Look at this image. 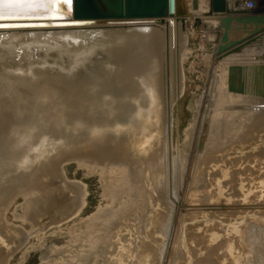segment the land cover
I'll return each mask as SVG.
<instances>
[{"label":"bare ground","instance_id":"1","mask_svg":"<svg viewBox=\"0 0 264 264\" xmlns=\"http://www.w3.org/2000/svg\"><path fill=\"white\" fill-rule=\"evenodd\" d=\"M165 1L90 0L92 5L90 4L89 7L95 8L100 15L72 18L80 23L0 29V33L11 32L7 34L8 37L3 35L4 39L0 38V264H7L9 253L20 247L27 237L26 231L21 227L10 225L6 217V211L18 194L24 195L26 204V210L24 209L26 216L22 219L30 222L35 228V234L39 236L50 224L66 221L67 218H61L66 211L70 210L71 214H66L73 218L82 211L86 188L79 182L69 180L65 175L62 166L68 158L69 160L72 158L80 166H85L88 171L99 170L108 203L100 206L95 213L85 219L74 222L69 227V237L65 244L55 247L50 261L41 264H117L120 259H118L119 251L114 240L115 236L122 242H128L133 264H141L139 261L141 255L146 258L145 264H168L176 236V224L174 230L170 224L175 210L176 194L173 193L175 182L172 183L175 180L172 179V182L169 180L171 176L172 178L177 176V174L175 176V163L178 158L173 154L171 142L172 113L173 105L182 92L184 84H182L184 79V75L181 74L182 66L179 68L181 77L177 78L178 82L175 78L177 75H174V66L181 63L188 49L187 29L192 25L193 16L201 14L204 18L212 20L214 17L222 18L223 15L208 13L210 0H197L196 9L192 8V0H184L183 8L187 13L174 14L172 17L126 15L130 12L160 10L165 5ZM227 1L232 12L233 0ZM37 2L48 4L49 0H37ZM68 11L64 16L68 15ZM12 13L52 16V11L47 7L5 8L3 3H0V14ZM104 14H121V16ZM132 18L137 20H128ZM59 20L63 19L48 17L2 21L55 23ZM28 30L33 32L28 33ZM132 42L135 47L156 46V43L161 42L163 59L160 57L162 60H159V63L163 61V64H157L151 59L146 65L136 68L134 64L124 62L122 65L127 66L124 72L119 71L115 83H108L116 57L127 54ZM156 53L158 55L157 51ZM177 57L179 62L176 63L174 61ZM96 66L106 69L105 73H97L94 70ZM250 77L247 78L246 86L244 84L245 88L241 85L244 89L241 88L243 90L240 89L238 94L231 92V87L226 85L227 78L225 81L223 75L222 80L219 78L221 80L219 83L215 84V79L212 81L216 85L215 98L211 97L214 102H210L214 103L213 115L210 116L211 122H208L210 125L207 134L205 130L207 126L201 131L200 137L197 134L198 140L202 142L200 144L202 147L198 150L202 148L201 152L205 153L206 149H212L217 145L219 140L217 136L221 133L217 134V131L221 125L226 124L224 121L228 118H223L224 120L221 121L223 123L220 120L223 114L227 115L226 117L230 116V111L227 109L232 107L231 104L249 98L248 94H264V72L258 79H250ZM230 79L231 77L227 84L231 83ZM205 110L202 113H205ZM14 113L16 117L13 116ZM215 113L219 115L215 116ZM263 115L262 113L260 117H264ZM260 119H258L259 123ZM115 128L124 131L117 140L112 135ZM124 137L132 138L130 139L132 141L130 144L133 143L132 149L128 148L129 142L125 144ZM186 140L185 138L184 146ZM136 152H140L141 156L136 157ZM200 153L198 154L201 156ZM232 159L237 160V157ZM196 160V165H200L199 159ZM200 161L203 162L201 158ZM200 170L202 171L201 168ZM205 173L202 174L203 179ZM200 176L196 178L200 179ZM192 179L193 183L197 181ZM200 181H197V185H204L198 183ZM72 183H74L73 187L68 189ZM197 185L196 187L199 188ZM160 188L164 191L166 201L163 199V202H166L167 206L166 214L156 227V231H160L161 235L158 239L152 237L147 241L143 238L145 231L142 226L144 221L142 213L144 214L146 205L153 200L154 193L161 191ZM218 190L221 192V189ZM161 193L160 196L157 195L161 197ZM216 197L219 199V196ZM155 201L154 204L152 201L154 206L157 204ZM159 202L162 203L160 199ZM42 215L45 217L39 220ZM14 216L20 217L17 212H14ZM170 225L172 228L170 231L173 230V233L167 242ZM18 235L23 236L17 238ZM159 240L158 246L154 245L155 241ZM231 245L233 243L230 247ZM231 255L233 256L232 253ZM204 256L202 258L205 259ZM236 256L238 257L239 254Z\"/></svg>","mask_w":264,"mask_h":264},{"label":"rangeland","instance_id":"2","mask_svg":"<svg viewBox=\"0 0 264 264\" xmlns=\"http://www.w3.org/2000/svg\"><path fill=\"white\" fill-rule=\"evenodd\" d=\"M232 5L231 14L234 15L233 13H236L238 17L239 13L235 10L242 8V2L233 1ZM252 9H259L260 13H258V15L264 16V0H256L255 6ZM230 25V30H228V39L222 40V35L224 34L223 32H225V28H223V25L221 24L220 17H214L212 20H210L208 18H204L201 14L194 15L192 25L187 29L188 37L186 41V47L188 46L187 50L189 52L186 50L184 56V58H186H183L181 63L178 61V57L175 58L174 61H177L179 64H181L179 65L177 62V64L174 63V65L176 64V67L174 66V75H177L175 78L177 79L178 77H181V75L179 76V68L182 66L181 74L184 75V79L182 78V84H184L182 85V92L173 105L172 113L171 142L173 145V154L176 157L178 156V158L176 159L177 161L175 163V176L176 174L177 176L175 178H172L171 176V180H169V182H172V179L175 180L172 183L175 182L173 193L176 194L177 200L173 198L175 199V210L170 224L172 225L173 230L176 224V236H174L175 238L171 247L168 264H216L215 262H217V264H264V121H262L264 120V117H260L262 113L264 114V98H262L264 96H262V94H248L249 98H243L231 104L230 106L232 107L229 108V106V109H227L230 111V118L226 117L227 115L224 116V114L222 115L223 117L221 116L222 118L220 117V122L224 120L223 118H228L225 119V121H229H224L226 124L223 125H221L223 122L220 123L221 127L217 131V134L220 132L223 133H220L217 136V139H219L217 140V145L212 149H206L205 151L207 152L205 153L203 151L201 152L202 148L198 150V148L202 147L200 145L202 142H200L198 138L200 137L203 128L210 125L208 122H211L210 116L213 115L212 104L214 103L210 102H214V99H212L215 98L216 94V88L214 87H216L215 84H217V82L219 83L222 80V75L225 81L227 78L226 85L231 87V92L238 94L239 91L245 88L246 82L249 79L248 77L252 76L253 79H258L259 76H261V74L264 72V20H259L258 18H254L249 22H238L237 20H234L231 21ZM201 30H203L204 33H202ZM238 38H242V43H231L234 41V39ZM160 43L161 42L156 43V46L151 45L142 47L139 45L135 47L134 42H132V45L129 47L130 51H128L127 54L116 57L115 63L113 64V68L116 70L114 71L113 69V71H111V76L109 77V80H107L108 83H115V78H117L119 71L124 72L125 67L127 68V66L122 65L124 62L130 65L134 64L136 68L146 65L147 61L150 62L151 59H154L157 64H163V61L159 63V60L163 59L161 56V53L163 55L161 49L162 43L161 45ZM157 46L159 47L158 49ZM223 46H226L225 49H223ZM181 48L182 45L180 46V50ZM219 48L221 49L220 52L218 51ZM156 51L158 52V55H156ZM223 53H226V55ZM229 53L230 58H233L234 60L228 58ZM177 65H179V67ZM177 70H179V72ZM105 71L106 69L102 68L100 74L105 73ZM249 73L251 75L247 76ZM162 75L163 73L160 74V77ZM227 75L231 77V83L229 82L230 84H227L229 81V77ZM215 76L218 78H214ZM234 76L235 78H232ZM219 78L221 80H219ZM252 78L250 77V79ZM214 79L218 80L215 81ZM213 80L216 82L215 84L212 82ZM176 81L178 82V79ZM209 87H211V89ZM206 96L209 98H206ZM204 109H206L204 111L205 113H202ZM207 110L210 112L208 113ZM234 112L235 114H233ZM216 115H219V113H215V116ZM13 116L16 117L15 113ZM258 119H260V123ZM208 129L209 127L205 129L206 134ZM123 132L124 131L115 128V131L112 133V135H114L117 140L120 138V135L122 136L124 134ZM186 133L188 134L186 135ZM197 134H199V137ZM185 138L187 140L185 142L186 145L184 146L183 143ZM189 138L190 140H188ZM130 139L132 140L131 137H128V139L124 137L123 141L125 144L129 142V146H127L129 149H132L133 143L130 144ZM198 153H200L202 157ZM209 154H211V156H209ZM135 155L136 157H139L141 156V153L136 152ZM223 156H225V158ZM234 157H237V160L232 159ZM200 158L203 160V162L200 161ZM196 159H199L198 163L200 162V165H196ZM226 161L229 163H224ZM62 167L69 180L79 182L86 188L85 205L83 206L82 211L74 218L73 216H68L71 214L70 210H68V212L66 211L64 214H62L63 216L61 215V218H67L66 221H63L62 223L50 224L53 226L49 225L47 229H45L39 236L35 234L34 226H32L30 222L22 219L26 216L24 213L26 204L24 195L18 194L14 199V202L6 211V217L10 225L21 227L24 231H26L25 234L27 237L20 247L9 253L7 264H41L49 262V259L53 256L52 251L54 248L61 247L68 239L69 227L74 222L83 220L89 215L95 213L100 206H104L108 203V198L105 196L106 189L103 186V180L100 178L101 176L98 169H95L94 171H88L85 166L78 165L75 161H73L72 158L71 160L68 158L67 162L64 161ZM193 170L196 171L194 172ZM227 170L228 172H226ZM202 172H206L204 174L207 176H205L206 179H203ZM199 174H201V176ZM197 175L200 176V179H198L199 177ZM191 178H193L192 180L195 181L201 180L198 183L204 185H197V181L193 183ZM217 178H219L220 181ZM194 184L199 186V188L196 187V185L194 186ZM73 185L74 183L70 184L68 189L72 188ZM161 185H159V187H162ZM162 188H160L161 191L159 192H162L161 197H159V193H154L155 195H159H154L152 200L153 204L154 201L157 200V202L155 201L157 204L154 206L152 205V201H150V204L148 203L146 205L144 214L142 213L144 220L142 226L145 231V237L143 236V238L147 241L152 237L158 239L161 235L160 231H156V227L158 226L157 223L162 220V217L166 214L167 210V206L165 205L166 202H163L165 194L164 191H162ZM187 188L188 190L186 191ZM218 189H221V192ZM216 196H219V199ZM214 197L217 199H214ZM212 198L214 200L210 201ZM159 199L162 201V203H158ZM14 212H17L20 217L15 218ZM66 213L70 214L67 215ZM44 217L45 215L40 216L39 220H42ZM171 225L168 232L169 239H166L167 242L170 240V237L173 233V230L170 231ZM193 225L196 226L193 227ZM22 236L23 235H18L16 237L20 238ZM114 240L117 244V250L119 251L118 259L120 260L117 261V264H133L131 258L132 256L129 255L130 247H128V242H122L117 236H115ZM212 241L213 243H211ZM229 242L233 243L234 246L231 245L230 247L231 243L229 244ZM159 243L160 240L158 242L155 241L154 245L158 246ZM226 244L229 245L227 246ZM12 245L15 246L16 244ZM166 252L168 253V251ZM237 253L239 254L238 257L236 256L238 255ZM166 255L164 256V259H166ZM203 255H205L204 257L208 261L202 258ZM141 256L142 257H140L139 261L141 264H145L146 258L144 255ZM199 258H201L202 261H200L201 259L199 260ZM253 260L258 263H255Z\"/></svg>","mask_w":264,"mask_h":264},{"label":"water","instance_id":"3","mask_svg":"<svg viewBox=\"0 0 264 264\" xmlns=\"http://www.w3.org/2000/svg\"><path fill=\"white\" fill-rule=\"evenodd\" d=\"M183 3H184V0H166L165 5L160 10L143 11V12H130V13H127L126 15H145V16H167V15H169L170 17H172L174 14L182 15V14L187 13L186 10L183 8ZM90 4H91L90 0H73L72 9L69 11L67 10L68 15L64 16V18H69V19L59 20V22H55V23H47V22L43 23L42 21H40V22L39 21H0V23L13 25V27H9V28H24V27L32 28V27H44V26L51 27V26H63L65 24H74V23H70V21L72 20L73 17H94V16L100 15V13L95 8H93L92 6L89 7ZM192 8H194V9L197 8V0H192ZM235 11H237L239 13L238 17H237L236 13H234V15H232V14L229 15L231 12H230V8H229V2L227 0H210V8H209L208 13H210V14H212V13L216 14L217 13V14L223 15V17L221 18V24L224 26L225 32L222 35V40H224V39L227 40L229 37V34H228L229 31L228 30H230L229 27L231 26L230 25L231 21L237 20L238 22H240V21H248L249 22V21L253 20L254 18H258L259 20H264L263 15H258V13H260L259 9H252V10L250 9L249 10V9H245V8H239ZM0 15L8 16V17H17V16L21 17L20 19H14V20L52 17V16H45V15H39V14L23 15V14H14V13H12V14H0ZM104 15L105 16H121V14H104ZM8 20H11V19H8ZM128 20H137V18H132V19H128ZM0 29H2V28H0ZM29 32H33V30H28V33ZM9 33H11V32H4V33L1 32L0 38L4 39L3 35H5V37H8L9 35H7V34H9ZM241 41H242V38H238V39H234V41L231 43L238 44V43H242ZM225 47L223 49H225ZM218 51L220 52L221 49L219 48ZM238 67H240V66H238ZM94 70L97 73H100V71L102 70V67L96 66ZM262 96H264V94H262Z\"/></svg>","mask_w":264,"mask_h":264},{"label":"snow or ice","instance_id":"4","mask_svg":"<svg viewBox=\"0 0 264 264\" xmlns=\"http://www.w3.org/2000/svg\"><path fill=\"white\" fill-rule=\"evenodd\" d=\"M5 8H19V9H36L47 7L52 11V18L64 19V13L71 10L73 0H49L48 4L38 3L37 0H0ZM21 17H8L0 15V21L8 19H20ZM70 23H80L78 20H71ZM13 25L0 23V28H9Z\"/></svg>","mask_w":264,"mask_h":264},{"label":"built area","instance_id":"5","mask_svg":"<svg viewBox=\"0 0 264 264\" xmlns=\"http://www.w3.org/2000/svg\"><path fill=\"white\" fill-rule=\"evenodd\" d=\"M234 2H242V8H245V9H252L254 8L255 6V3H256V0H233ZM202 33L203 30H201ZM204 35V34H202Z\"/></svg>","mask_w":264,"mask_h":264}]
</instances>
